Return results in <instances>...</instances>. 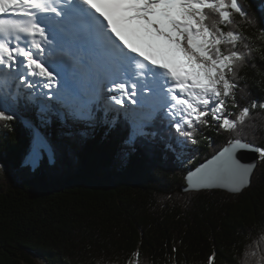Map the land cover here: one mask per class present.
Instances as JSON below:
<instances>
[{"label": "trees", "instance_id": "16d2710c", "mask_svg": "<svg viewBox=\"0 0 264 264\" xmlns=\"http://www.w3.org/2000/svg\"><path fill=\"white\" fill-rule=\"evenodd\" d=\"M239 3L248 14V22L234 16L248 38L243 43L258 50L238 69L239 107L229 102L224 113L233 119L253 101L264 103V0ZM26 90L20 87L13 99L17 115L0 106L12 116L0 121V163L6 168L0 175V264H127L137 251L140 264H208L212 255L214 264H245L249 250L257 252L254 264L264 255V160L240 193L179 191L187 171L229 139L264 147V110H252L236 132L220 129L209 117L191 139L159 111L148 127L150 141L131 135L130 115L120 107L91 103L94 124L81 136L74 158L59 143L61 125L51 114L42 132L61 146L63 157L50 150V164L42 151L34 174L22 180L17 170L32 153L33 128L41 131L38 105L24 96ZM190 150L196 153L185 159L177 154ZM123 151L126 157L117 163Z\"/></svg>", "mask_w": 264, "mask_h": 264}, {"label": "snow or ice", "instance_id": "6c2138e0", "mask_svg": "<svg viewBox=\"0 0 264 264\" xmlns=\"http://www.w3.org/2000/svg\"><path fill=\"white\" fill-rule=\"evenodd\" d=\"M234 16L248 22L239 0H0V67L9 75L15 71L30 87L43 80L51 88L56 74L38 56L63 33L70 38L69 56L75 46L83 54L80 63L87 57L105 73L109 90L119 93L110 97L116 105L137 104L139 88L141 99L148 100L146 91L150 103H158L172 127L189 139L192 130L209 125V117L220 129L236 132L264 103L253 101L234 119L224 114L229 102L239 107L238 69L258 50L243 43L248 38ZM11 119L0 110V121ZM247 152L264 160V147L229 139L188 173L189 190L220 187L235 193L248 186L256 165L241 163ZM38 155L33 153V165ZM256 256L249 250L245 264ZM214 259L209 256L208 264ZM127 264H140L138 251ZM254 264H264V255Z\"/></svg>", "mask_w": 264, "mask_h": 264}, {"label": "rangeland", "instance_id": "374dc122", "mask_svg": "<svg viewBox=\"0 0 264 264\" xmlns=\"http://www.w3.org/2000/svg\"><path fill=\"white\" fill-rule=\"evenodd\" d=\"M32 79L33 78L28 77L29 81H33ZM20 87H28V90H26L27 92H25L26 94H24V96L28 97L29 99H34V101L38 105V108L36 110V121L39 124L41 131L38 128L33 129V138L35 139L36 135L40 133L43 139L41 142H39V145H43V147H40V156L38 158V163L42 151L47 154L50 164H53V158L50 150L53 151V154L56 155V158L61 159L63 157L61 146L49 143V141H47L46 139L49 137V135L42 132V129L45 128L44 125H47V123L49 122L50 115L52 114L58 116L59 123L61 125L59 126V129L57 131L58 139L60 141L59 143L64 146L66 148L67 153L72 158H74L75 151L77 149L76 147H78L81 143V136L84 135L86 130L94 124V117H91L89 107L91 103L95 102H99L101 105L105 106L109 110H114V106L120 107L119 110L124 112V114H129V120L131 123L133 122L131 127V135H133V133L144 134L148 137V140L153 141V135L150 130H148V127H151V125L153 124V121L151 122V117L154 116L155 111H151L149 113L146 112V114L144 113V117L148 118H144L146 120L144 121V119L139 115H142V113L137 112L139 111V109H141L140 107L143 106L131 109L129 105H126V107L116 105L114 102H112V99H110V95L108 92L109 89L107 87H104L103 85H101L99 88H96L97 86H95L94 90L89 91L90 95L86 98L85 102H83V104H78L79 106L75 105V107L74 104L71 105V102L68 99L60 101H55V99H51L52 97L49 96L50 92L47 89L42 88V86H38V84H35V86L30 87L26 83H21L20 80L17 78V75H9L7 69L5 71L4 68H0V106L2 108L9 109L14 115H17V110L13 105V99L16 95H21ZM97 89H99L98 93H96ZM135 109L138 110L133 111ZM53 146H56V150ZM195 153L196 150H190L179 151L177 154L181 159H185L188 156H193ZM125 157L126 152L123 151L118 156L117 163L122 162ZM19 168L17 170V176L22 180L29 178L36 171L35 169L30 175H25L24 172L20 173ZM5 171V166L0 163V175L5 173ZM38 264L47 263L40 260Z\"/></svg>", "mask_w": 264, "mask_h": 264}, {"label": "bare ground", "instance_id": "6f19581e", "mask_svg": "<svg viewBox=\"0 0 264 264\" xmlns=\"http://www.w3.org/2000/svg\"><path fill=\"white\" fill-rule=\"evenodd\" d=\"M86 66L87 65H80L79 71L85 72L88 69ZM36 79H39V78H36ZM32 80H34V78ZM79 81H81V82H79L77 84V88L63 86V88H64L63 90L62 89H52L51 91L56 92V93H55V95H54V93L51 94V96H50V97H52L51 99H55V101L68 99L71 102V105L74 104V106L75 105L79 106L78 104H83V102H85L86 98L90 95V93H89L90 88L95 87V86H97L96 88H99L101 86V83L98 82V81H100L99 75H97L95 77V80H92V82H90V83L84 81V78L81 76L79 77ZM106 81L107 80H103L102 82H106ZM98 91H99V89H97L96 93H98ZM151 107H152L151 105L146 104V106L140 107L141 109H139V111H137L138 109H135L133 111L141 112L142 115L141 114H139V115L143 119L144 118L148 119L147 117H144L145 116L144 113L146 114V112L149 113L151 111H154L151 109ZM145 119H144V121H146ZM140 120H142V119H140ZM42 140L43 139H42L41 134L38 133L36 135V138L34 139V142H33V149H32L31 155L24 161V163L19 168L20 173L24 172L25 175H30L36 169L37 164H39V163L37 162L35 165H33L31 163V159L33 157V153L37 152V151L39 153V155H38V158H39V156H40L39 142H41Z\"/></svg>", "mask_w": 264, "mask_h": 264}, {"label": "water", "instance_id": "95a60500", "mask_svg": "<svg viewBox=\"0 0 264 264\" xmlns=\"http://www.w3.org/2000/svg\"><path fill=\"white\" fill-rule=\"evenodd\" d=\"M33 139H34V138H33ZM243 141H245V142H247V143H250V144H252V145H255L254 143H251V142H249V141H247V140H243ZM226 145H227V143L224 144V146H226ZM224 146H223V147H224ZM255 146H257V145H255ZM223 147H222V148H223ZM257 147H258V146H257ZM222 148H221V149H222ZM221 149H219V150H221ZM219 150H218V151H219ZM218 151H217V152H218ZM217 152H216V153H217ZM216 153L210 155L208 158L204 159L203 161H200L197 165H195L193 168H191V169H189V170L187 171V173L185 174V177H184L185 184L182 185V186L179 188V191H180V192H184V191H188V190H189L188 183H187V180H186V177H187L188 173H189L190 171H195V169H196L197 167H199V166H200L201 164H203V163H206L207 160L211 159L212 156L215 155ZM258 160H259V159L257 158V154H256V153H253V152H247V153L244 154L243 157L241 158V163H244V164H251V163L255 162V165L257 166ZM256 166H255V168H256ZM255 168H254V169H255ZM253 172H254V170H253ZM253 172H252V174H253ZM252 174H251V176H250V182H249L248 186H249L250 183H251ZM248 186L242 188L240 191L235 192V193L230 192L229 190L224 189V188H220V187H213V188H208V189H220V190H224V191H226V192H228V193H231V194H237V193H240L243 189L247 188ZM200 190H203V189H200ZM195 191H199V190H195Z\"/></svg>", "mask_w": 264, "mask_h": 264}]
</instances>
